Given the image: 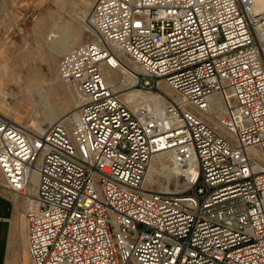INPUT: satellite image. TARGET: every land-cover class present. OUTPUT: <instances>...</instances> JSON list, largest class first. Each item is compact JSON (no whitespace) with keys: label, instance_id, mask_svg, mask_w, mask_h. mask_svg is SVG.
<instances>
[{"label":"built area","instance_id":"2783aa9c","mask_svg":"<svg viewBox=\"0 0 264 264\" xmlns=\"http://www.w3.org/2000/svg\"><path fill=\"white\" fill-rule=\"evenodd\" d=\"M253 9L94 1L93 38L58 65L82 101L43 132L0 116V181L27 197L28 264H264V46ZM124 67L135 81L121 90L106 69ZM130 88L161 99L131 102ZM157 153L198 169L185 192L145 190Z\"/></svg>","mask_w":264,"mask_h":264},{"label":"rangeland","instance_id":"374dc122","mask_svg":"<svg viewBox=\"0 0 264 264\" xmlns=\"http://www.w3.org/2000/svg\"><path fill=\"white\" fill-rule=\"evenodd\" d=\"M94 1L0 0V116L38 132L39 125H50L48 116L61 119L82 101L76 86L58 76L60 58L66 51L56 60L52 55L58 52L57 42H64L66 49L67 44L93 38L88 17ZM255 1L261 10L259 0ZM162 88L173 92L166 85ZM136 92L140 96L152 93ZM181 164L169 162V167H162L158 162L155 181L145 186L185 192L190 186L189 165ZM27 206L25 195L1 185L0 264H28Z\"/></svg>","mask_w":264,"mask_h":264},{"label":"bare ground","instance_id":"6f19581e","mask_svg":"<svg viewBox=\"0 0 264 264\" xmlns=\"http://www.w3.org/2000/svg\"><path fill=\"white\" fill-rule=\"evenodd\" d=\"M257 2H259V4L262 5V8H261V10H259L258 7H257L256 1L254 0L253 14L255 16L257 15L256 16L257 18L260 17L259 19H261V22H258L256 25H254V31H255V36H256L257 40L259 42H261L262 45L264 46V21H263L264 20V0H259ZM57 43L59 44V47L56 48V49H58V52L57 51L56 52L54 51L53 52V55H52V58L53 59L55 58V60L57 59V57L59 56V54L61 52H65L68 49H70L71 47L75 46V43L72 44V45H70V46L67 44L68 48L65 49L66 46L64 45V42H62V43L61 42H57ZM58 44H56V45H58ZM52 47H54V46H52ZM134 65H135V63H134ZM106 72L109 73V76L107 75L108 76V79H109V82H113L115 84V86H116L117 89L119 88V89L122 90L128 84H131V82L133 83L135 81V79L133 78V76L131 75V73L129 72V70H128L127 67H124V68L118 69V70H111L110 68H107L106 69ZM58 76H60L59 71H58ZM137 89L143 90V89H140V88H130L126 92H123V94L126 97V99H128L131 102H137V101H139V98L140 97L141 98L144 97L146 99H149V98L150 99H154L156 97H159V95H157V93H147L145 96H140L136 92ZM159 99H161V97H159ZM48 118L49 119H46V120H48V121H46L47 124H51V123H54V122H57L58 120H60L58 118L55 119V116H52V115L51 116H48ZM160 119H162L161 116H160ZM39 124H41V123H39ZM37 130H39V132H43L45 130V127L39 125ZM158 162H160V164L162 165V167H169L168 166L169 165V162H173V163H175V165H179V166L182 165L181 164L182 163L181 161L174 160V158H172L171 156L169 157L166 153H157L154 156V158H153V160L151 162V165H150V168H149V171H148L149 175L147 174V177L148 178H146L145 184L152 183L153 181H155L156 175H154V173L158 171L157 170L158 169V167H157L158 166L157 165ZM183 163L185 164V166H186V164H187V166L189 165L187 167V175H188L187 177H188V181H190L191 175H195L197 173L198 169L196 167H194L193 163H191V164L186 163V162H183ZM150 175H151V177H150ZM1 185H2V182L0 181V187H1ZM145 190L146 191H153V189H151L149 187H146Z\"/></svg>","mask_w":264,"mask_h":264}]
</instances>
